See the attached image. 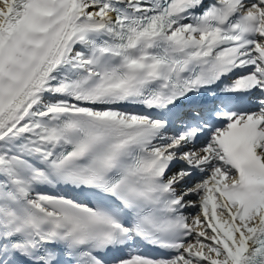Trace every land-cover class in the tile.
Returning <instances> with one entry per match:
<instances>
[{
	"label": "snow or ice",
	"instance_id": "1",
	"mask_svg": "<svg viewBox=\"0 0 264 264\" xmlns=\"http://www.w3.org/2000/svg\"><path fill=\"white\" fill-rule=\"evenodd\" d=\"M0 264H264V0H0Z\"/></svg>",
	"mask_w": 264,
	"mask_h": 264
}]
</instances>
